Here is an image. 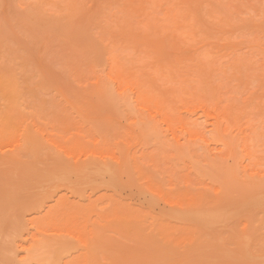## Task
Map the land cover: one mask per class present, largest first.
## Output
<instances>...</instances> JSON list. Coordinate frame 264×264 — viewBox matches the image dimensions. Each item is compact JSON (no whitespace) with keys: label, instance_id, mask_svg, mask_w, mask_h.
<instances>
[{"label":"rangeland","instance_id":"obj_1","mask_svg":"<svg viewBox=\"0 0 264 264\" xmlns=\"http://www.w3.org/2000/svg\"><path fill=\"white\" fill-rule=\"evenodd\" d=\"M0 264H264V0H0Z\"/></svg>","mask_w":264,"mask_h":264},{"label":"bare ground","instance_id":"obj_2","mask_svg":"<svg viewBox=\"0 0 264 264\" xmlns=\"http://www.w3.org/2000/svg\"><path fill=\"white\" fill-rule=\"evenodd\" d=\"M181 12V11H180ZM212 16V15H211ZM98 171H99V169H98ZM101 172H103L102 170H100ZM107 171V170H106ZM105 172V171H104ZM107 175H104V173H103V175L104 176H106L107 177V179H108V175L110 174H108V173H106ZM97 175L99 176V173H97ZM111 177H112V175H111ZM111 180H113V179H111ZM110 180V177H109V181H111ZM112 182V181H111ZM192 212V211H191ZM201 212H202V210H201ZM199 212V210L197 211V212H195V213H187V216H189L190 217V219H191V217H192V220L191 221H200L204 226H210L211 224H213V222H215L217 219H219V217L218 216H220L219 214H217V212H207V213H204V212ZM175 213V212H174ZM176 213H178V212H176ZM175 213V214H176ZM182 213L184 214V216H182ZM174 214V215H175ZM180 217L182 216L183 218L185 217V213L184 212H180ZM178 215H179V213H178ZM176 216H177V214H176ZM221 217V216H220ZM186 218V217H185ZM186 219H188V218H186ZM189 219V220H190ZM200 223V224H201ZM213 227V226H212Z\"/></svg>","mask_w":264,"mask_h":264}]
</instances>
